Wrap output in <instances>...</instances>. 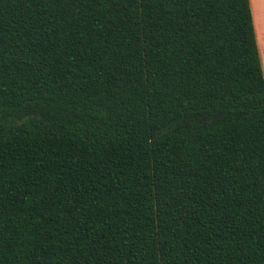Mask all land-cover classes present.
Returning a JSON list of instances; mask_svg holds the SVG:
<instances>
[{
    "label": "trees",
    "instance_id": "obj_1",
    "mask_svg": "<svg viewBox=\"0 0 264 264\" xmlns=\"http://www.w3.org/2000/svg\"><path fill=\"white\" fill-rule=\"evenodd\" d=\"M0 264H264L250 0H0Z\"/></svg>",
    "mask_w": 264,
    "mask_h": 264
},
{
    "label": "crops",
    "instance_id": "obj_2",
    "mask_svg": "<svg viewBox=\"0 0 264 264\" xmlns=\"http://www.w3.org/2000/svg\"><path fill=\"white\" fill-rule=\"evenodd\" d=\"M264 73V0H250Z\"/></svg>",
    "mask_w": 264,
    "mask_h": 264
}]
</instances>
